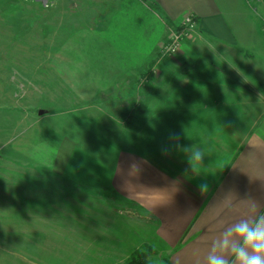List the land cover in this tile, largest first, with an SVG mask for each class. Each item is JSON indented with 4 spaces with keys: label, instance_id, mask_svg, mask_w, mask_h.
<instances>
[{
    "label": "rangeland",
    "instance_id": "374dc122",
    "mask_svg": "<svg viewBox=\"0 0 264 264\" xmlns=\"http://www.w3.org/2000/svg\"><path fill=\"white\" fill-rule=\"evenodd\" d=\"M250 6L257 33L246 27L241 44L260 57L264 0H251ZM108 8L105 0H0V264H126L131 253L114 257L117 231L128 225L138 232L140 221L105 182L114 155L139 149L158 167H190L184 154H175L176 141L162 154V146L170 147L169 122L183 117L170 110L186 103L187 73L217 67L232 51L222 55L200 41L196 30L175 55L161 56L178 25L158 46L153 79L125 83L89 58V32L97 14ZM184 44L198 51L197 60L183 54ZM115 90L123 94L113 95ZM146 90L150 94L140 97ZM135 104L159 106L162 112L146 119L137 113L142 120L135 117L121 139L122 123L131 124L127 108ZM210 131L203 144L209 152L218 143L231 154L244 138L242 129L228 128L223 137ZM150 132L149 146L130 136Z\"/></svg>",
    "mask_w": 264,
    "mask_h": 264
},
{
    "label": "crops",
    "instance_id": "0c3cea01",
    "mask_svg": "<svg viewBox=\"0 0 264 264\" xmlns=\"http://www.w3.org/2000/svg\"><path fill=\"white\" fill-rule=\"evenodd\" d=\"M105 1L109 8L97 14L100 19H95L94 30L89 32L93 39L88 55L93 59L91 64L109 66L114 79L147 84L150 78H140V74L187 13L197 21L200 41L212 43L222 55H227L224 50L232 51L231 57L214 63L217 67L205 66L187 73L186 103L170 110L183 117L178 123L177 118L169 122L175 123L170 124L169 134L177 133L191 144L199 143V139L200 148L207 153L203 159L206 166L194 167L196 172L191 166L167 170L146 158V151L120 149L109 171H105V182L112 193L129 204L127 212L140 221L138 232L128 225L117 231L121 236H116L114 257H126L147 244L151 254L143 264H204L210 241L219 230L250 214L245 199H256L261 203L260 211H264V55L256 57L254 52L243 51L241 44L246 27L257 33L251 0H149L153 6L143 0ZM205 42L197 43L205 47ZM182 46L190 61L197 60L198 51L192 45ZM147 93L150 91L137 97ZM122 94L121 90L113 93ZM134 107L131 124L122 123L121 139L123 129H129L135 117L142 120L147 114L159 116L162 112L161 107L146 104L132 105L127 111ZM140 112L144 115L136 116ZM231 127L242 129L244 136L234 152L230 154L225 147V151L219 150L218 143L216 150L206 151L203 144H208L210 130L223 137ZM152 134L130 136L149 146L153 144L148 141ZM174 142L168 138L170 149ZM175 154L182 156L180 152ZM205 181L209 191L201 195L197 186Z\"/></svg>",
    "mask_w": 264,
    "mask_h": 264
},
{
    "label": "clouds",
    "instance_id": "9594fccd",
    "mask_svg": "<svg viewBox=\"0 0 264 264\" xmlns=\"http://www.w3.org/2000/svg\"><path fill=\"white\" fill-rule=\"evenodd\" d=\"M169 139L176 141L175 150L184 154L193 172L194 163L201 164L207 153L193 145L179 143L180 135L170 133ZM169 147L162 146V154H169ZM208 183L201 182L197 189L201 195L209 191ZM250 204V214L224 225L210 241L204 264H264V211L254 198L245 199Z\"/></svg>",
    "mask_w": 264,
    "mask_h": 264
},
{
    "label": "built area",
    "instance_id": "2783aa9c",
    "mask_svg": "<svg viewBox=\"0 0 264 264\" xmlns=\"http://www.w3.org/2000/svg\"><path fill=\"white\" fill-rule=\"evenodd\" d=\"M182 23V24H181ZM181 25L178 29L173 30L168 40L162 44L161 56H172L179 51V47L182 41L190 34V32H195L197 30V21L193 14H185L181 21Z\"/></svg>",
    "mask_w": 264,
    "mask_h": 264
},
{
    "label": "trees",
    "instance_id": "16d2710c",
    "mask_svg": "<svg viewBox=\"0 0 264 264\" xmlns=\"http://www.w3.org/2000/svg\"><path fill=\"white\" fill-rule=\"evenodd\" d=\"M143 1H146L150 4V6H153L152 5V2H150L149 0H143ZM157 57H159L158 55L151 61V63L149 64V66L147 67L146 70H144L141 74H140V78H151L153 79V76H154V65L156 64L157 62ZM135 112H136V107H134L132 109L131 112H129L127 114V120H130L132 119L134 116H135ZM129 122H125L126 125H128ZM127 129V128H125ZM151 133V132H150ZM145 134H148L146 133L145 131ZM127 137V136H126ZM151 254V248L149 246H144V250H134L129 258L127 259L126 261V264H143L147 261L148 257L150 256Z\"/></svg>",
    "mask_w": 264,
    "mask_h": 264
}]
</instances>
